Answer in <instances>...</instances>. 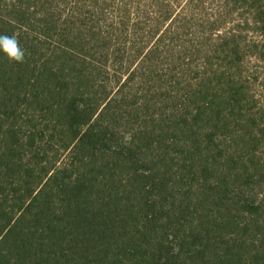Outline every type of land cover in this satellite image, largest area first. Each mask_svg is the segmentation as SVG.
I'll return each mask as SVG.
<instances>
[{"label": "trees", "instance_id": "obj_1", "mask_svg": "<svg viewBox=\"0 0 264 264\" xmlns=\"http://www.w3.org/2000/svg\"><path fill=\"white\" fill-rule=\"evenodd\" d=\"M0 34V264H264V0H0Z\"/></svg>", "mask_w": 264, "mask_h": 264}, {"label": "rangeland", "instance_id": "obj_2", "mask_svg": "<svg viewBox=\"0 0 264 264\" xmlns=\"http://www.w3.org/2000/svg\"><path fill=\"white\" fill-rule=\"evenodd\" d=\"M183 2L184 0H172V6L175 4H183ZM132 6H134L132 7L134 14L138 15V13L136 12L138 5L136 3H132ZM141 6L142 8H147L151 10V13H155V8L150 3H145L144 1L141 3ZM110 7L111 9L114 10H118V9L120 10V6H118V4L110 5ZM180 9L181 8L179 6L176 8L177 11L175 12L173 17L176 16V14L179 12ZM185 16H189V14L187 12L183 14L184 17L183 21H185ZM241 18L242 15L240 14V12L236 11V14L231 19L232 20L231 22H233L232 24H237L238 21L242 20ZM168 21H172V18L170 17ZM189 25H191V22L189 23ZM243 26L244 28L236 27V30L243 31L246 38L249 39L259 38L256 30L251 29L250 27H246L245 25ZM256 55L249 54L245 57V59L243 60L245 61L243 70H244V74H247L248 76L251 77L249 81L248 89L251 90L252 98L254 97L257 100L256 102L258 109H261V107L262 108L264 107V59H258Z\"/></svg>", "mask_w": 264, "mask_h": 264}, {"label": "clouds", "instance_id": "obj_3", "mask_svg": "<svg viewBox=\"0 0 264 264\" xmlns=\"http://www.w3.org/2000/svg\"><path fill=\"white\" fill-rule=\"evenodd\" d=\"M0 52H3L10 62L23 63L25 60V50L20 46L15 34H0Z\"/></svg>", "mask_w": 264, "mask_h": 264}]
</instances>
